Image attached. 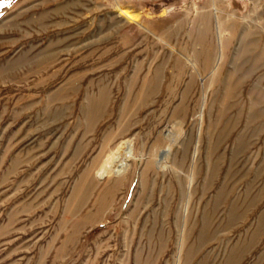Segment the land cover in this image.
I'll return each mask as SVG.
<instances>
[{"label":"rangeland","instance_id":"374dc122","mask_svg":"<svg viewBox=\"0 0 264 264\" xmlns=\"http://www.w3.org/2000/svg\"><path fill=\"white\" fill-rule=\"evenodd\" d=\"M263 47L264 0H0V264H264Z\"/></svg>","mask_w":264,"mask_h":264},{"label":"bare ground","instance_id":"6f19581e","mask_svg":"<svg viewBox=\"0 0 264 264\" xmlns=\"http://www.w3.org/2000/svg\"><path fill=\"white\" fill-rule=\"evenodd\" d=\"M121 4V3H120ZM118 6V12H119V14L124 18V19H126L127 21H135V22H138V20H137V18L139 17V14L138 13H136L135 11H133L132 9H130V8H127V7H123V6H121V5H117ZM150 15V14H149ZM154 15V14H153ZM152 17V16H151ZM141 25V24H140ZM142 26V25H141ZM143 27V26H142ZM219 27V26H218ZM218 30H220L219 28H218ZM219 34H220V32H219ZM218 37V36H217ZM221 37V36H220ZM256 40V39H255ZM254 41V40H253ZM253 45H255V43H252ZM252 45V46H253ZM250 46V45H249ZM251 46V47H252ZM256 47V46H255ZM245 50H247V49H245ZM244 50V51H245ZM248 50H251L252 51V49L250 48V49H248ZM254 50V49H253ZM259 52V51H258ZM260 54V55H259ZM258 55H259V59H258V62H261V61H264V47H263V49H262V52H260ZM257 55V56H258ZM257 62V63H258ZM259 65V64H258ZM179 126H180V124H179ZM182 126V125H181ZM178 127V126H177ZM127 144V143H126ZM126 144L124 143V144H120V147H125L126 146ZM127 147V146H126ZM129 147V146H128ZM131 148V147H130ZM129 149V148H128ZM122 150V149H121ZM119 151V152H123V151ZM126 151V150H125ZM130 152V151H129ZM168 153V152H167ZM165 154V153H164ZM169 154V153H168ZM130 155V154H129ZM129 157V156H128ZM163 158V157H162ZM164 158H167V157H164ZM126 159V158H125ZM160 159V158H159ZM170 159V158H169ZM122 160V159H121ZM167 160V159H166ZM165 161V160H164ZM113 162L114 161H112L111 159H110V161L108 162V164L103 168V173H110L111 171H122L123 170V168L125 167V162L123 163V161H122V163H119V164H115V165H112L113 164ZM166 162V161H165ZM168 162V161H167ZM161 163V162H160ZM106 164V163H105ZM161 164H163V163H161ZM204 233V232H203ZM217 235V234H216ZM186 239V238H185ZM207 245V244H206ZM203 247V246H202ZM217 251V250H216ZM206 253V252H205ZM188 255V254H187ZM208 255V254H207ZM236 258V257H235ZM212 259V258H211ZM216 259V258H215ZM202 260V259H201ZM226 260V259H225ZM206 261V260H205ZM199 263V262H198Z\"/></svg>","mask_w":264,"mask_h":264},{"label":"built area","instance_id":"2783aa9c","mask_svg":"<svg viewBox=\"0 0 264 264\" xmlns=\"http://www.w3.org/2000/svg\"><path fill=\"white\" fill-rule=\"evenodd\" d=\"M116 1H130V2H132V1H158V2H163V1H165V0H116Z\"/></svg>","mask_w":264,"mask_h":264}]
</instances>
